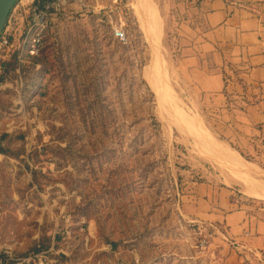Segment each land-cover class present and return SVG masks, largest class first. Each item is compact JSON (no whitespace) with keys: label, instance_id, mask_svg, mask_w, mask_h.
<instances>
[{"label":"rangeland","instance_id":"obj_1","mask_svg":"<svg viewBox=\"0 0 264 264\" xmlns=\"http://www.w3.org/2000/svg\"><path fill=\"white\" fill-rule=\"evenodd\" d=\"M111 1L71 8L38 56L0 62V138L10 151L0 154V242L18 255L46 252L45 264H264V253L233 245L239 261H228L218 226L184 211L187 184L207 183L213 171L264 220V201L243 193L186 120L211 130L174 73L189 0H154L163 65L184 114L162 103L145 76L153 55L137 0ZM18 18L24 30L28 16ZM120 18L126 45L112 36Z\"/></svg>","mask_w":264,"mask_h":264},{"label":"crops","instance_id":"obj_2","mask_svg":"<svg viewBox=\"0 0 264 264\" xmlns=\"http://www.w3.org/2000/svg\"><path fill=\"white\" fill-rule=\"evenodd\" d=\"M186 12L174 69L180 87L210 118L213 136L264 170V0H189ZM210 173L207 183L187 184V216L218 226L228 261H239L232 245L264 253V220Z\"/></svg>","mask_w":264,"mask_h":264},{"label":"built area","instance_id":"obj_3","mask_svg":"<svg viewBox=\"0 0 264 264\" xmlns=\"http://www.w3.org/2000/svg\"><path fill=\"white\" fill-rule=\"evenodd\" d=\"M102 0H19L13 7L0 36V62L13 55L35 57L44 49L49 31L57 17L73 7H101ZM112 8L118 0H112ZM26 14L28 22L24 30L18 24L19 16ZM19 15V16H18ZM114 22H112L113 25ZM112 36L120 45L129 42L128 31L122 18L112 27ZM18 255L9 245L0 242V264H45L44 254ZM117 264H141L140 258L133 261H119Z\"/></svg>","mask_w":264,"mask_h":264},{"label":"bare ground","instance_id":"obj_4","mask_svg":"<svg viewBox=\"0 0 264 264\" xmlns=\"http://www.w3.org/2000/svg\"><path fill=\"white\" fill-rule=\"evenodd\" d=\"M157 7L158 4H156L154 0H137V6L135 8L139 20L138 22L140 23L145 39L150 45L149 47L152 49L151 55H153L151 64L145 69V76L152 84L162 103H168L171 107H175L176 111L184 114L185 112L183 107H181L183 104H178L179 102H177L176 97L172 92L169 84L170 81H168L167 73L163 65L164 60L162 57L164 55L161 54L162 48L161 37L159 34V12ZM186 120L188 122L190 121L191 125L197 127L199 131V140H195H198L203 148L209 149L210 153H212L218 161L229 167V171L243 186V193H245L249 198L264 201V170L256 166L254 163L247 161L237 151L227 147L223 142L215 138L210 130L201 124L199 118L192 116L190 118V116L187 115ZM165 121H167V119Z\"/></svg>","mask_w":264,"mask_h":264},{"label":"water","instance_id":"obj_5","mask_svg":"<svg viewBox=\"0 0 264 264\" xmlns=\"http://www.w3.org/2000/svg\"><path fill=\"white\" fill-rule=\"evenodd\" d=\"M18 1L19 0H0V36L13 7Z\"/></svg>","mask_w":264,"mask_h":264},{"label":"trees","instance_id":"obj_6","mask_svg":"<svg viewBox=\"0 0 264 264\" xmlns=\"http://www.w3.org/2000/svg\"><path fill=\"white\" fill-rule=\"evenodd\" d=\"M16 59H17V57L15 56V57H14V61H15V62L17 61ZM11 66H12V61L4 64V67H6V70H7L9 67H11ZM5 75H6V74H2V75L0 76V83L4 81V79H5ZM5 138H6V135L0 138V154L8 155L10 151H9L8 149H6V148L3 146V141L5 140ZM40 250H41V249L36 250V251L39 252Z\"/></svg>","mask_w":264,"mask_h":264}]
</instances>
